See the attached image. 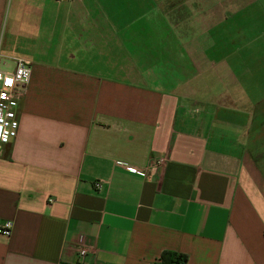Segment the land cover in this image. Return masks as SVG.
<instances>
[{"label": "crops", "instance_id": "crops-1", "mask_svg": "<svg viewBox=\"0 0 264 264\" xmlns=\"http://www.w3.org/2000/svg\"><path fill=\"white\" fill-rule=\"evenodd\" d=\"M258 1L0 0V70L31 69L0 145V264H76L79 240L87 264H264ZM157 158L150 179L118 166Z\"/></svg>", "mask_w": 264, "mask_h": 264}, {"label": "built area", "instance_id": "built-area-1", "mask_svg": "<svg viewBox=\"0 0 264 264\" xmlns=\"http://www.w3.org/2000/svg\"><path fill=\"white\" fill-rule=\"evenodd\" d=\"M31 74L30 63L24 59H16L12 71L0 70V145H5L14 139L18 130L16 107L18 98L29 82ZM164 163V158L153 160L145 169H137L124 164H118L121 169L140 174L145 179L155 176L158 168ZM12 229L10 221H0V235L9 236ZM92 250L79 240L76 246L77 263L87 264L86 258Z\"/></svg>", "mask_w": 264, "mask_h": 264}, {"label": "rangeland", "instance_id": "rangeland-1", "mask_svg": "<svg viewBox=\"0 0 264 264\" xmlns=\"http://www.w3.org/2000/svg\"><path fill=\"white\" fill-rule=\"evenodd\" d=\"M256 1H252V4L254 5ZM258 3L261 4V7L264 8V0H259ZM257 4V3H256ZM261 14V13H260ZM253 13L252 16H250L251 22H257L264 28V13L262 15ZM249 19V16H247V20ZM228 24H225L224 26H220L217 29H214L212 31H209L206 35V39L208 41L207 49L208 54L207 60L209 62V65H211L213 62H216L220 58H225L224 63H220L217 67L214 68V70H220L221 68H225L229 66V64H232V30L229 29L227 26ZM261 31V30H259ZM179 34V33H178ZM254 35H264V31L262 32H253ZM182 35V34H181ZM222 37V38H221ZM219 41V42H218ZM215 45H220L219 47H214ZM243 51V49H241ZM247 51H250V55L255 57L258 56L259 58L263 59V65H264V48H252V49H245ZM224 54V56H223ZM217 72V71H216ZM214 73V71H212ZM225 79H230V75L224 76ZM181 85V86H180ZM179 86L181 88V92H184V82H180Z\"/></svg>", "mask_w": 264, "mask_h": 264}, {"label": "trees", "instance_id": "trees-1", "mask_svg": "<svg viewBox=\"0 0 264 264\" xmlns=\"http://www.w3.org/2000/svg\"><path fill=\"white\" fill-rule=\"evenodd\" d=\"M187 257L174 252H164L156 264H186Z\"/></svg>", "mask_w": 264, "mask_h": 264}]
</instances>
